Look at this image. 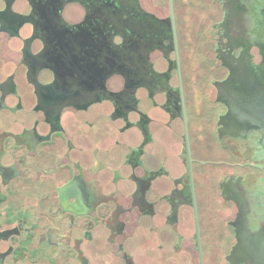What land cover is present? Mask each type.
<instances>
[{"label":"flooded vegetation","instance_id":"flooded-vegetation-1","mask_svg":"<svg viewBox=\"0 0 264 264\" xmlns=\"http://www.w3.org/2000/svg\"><path fill=\"white\" fill-rule=\"evenodd\" d=\"M0 264H264V0H0Z\"/></svg>","mask_w":264,"mask_h":264},{"label":"water","instance_id":"water-1","mask_svg":"<svg viewBox=\"0 0 264 264\" xmlns=\"http://www.w3.org/2000/svg\"><path fill=\"white\" fill-rule=\"evenodd\" d=\"M102 45V44H101ZM100 58H99V72H100V76H99V86L102 87L103 83L105 81V78H107L108 76H110L113 73H118L120 71V66L122 65L121 62H119L116 57H112V62H109V57L108 55L105 57V53L103 51V47H100ZM113 65V67H111ZM87 80V79H86ZM67 82L73 84V86H76V79H72L69 80L67 79ZM87 82V81H85ZM57 86H61V84H57ZM240 243V240H239ZM240 245V244H239Z\"/></svg>","mask_w":264,"mask_h":264},{"label":"rangeland","instance_id":"rangeland-1","mask_svg":"<svg viewBox=\"0 0 264 264\" xmlns=\"http://www.w3.org/2000/svg\"><path fill=\"white\" fill-rule=\"evenodd\" d=\"M50 78V74L48 72H43L41 75V79L46 80Z\"/></svg>","mask_w":264,"mask_h":264}]
</instances>
